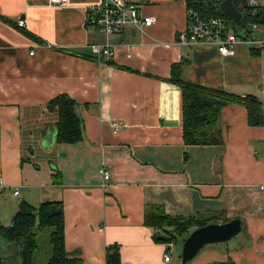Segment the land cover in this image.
<instances>
[{"label":"crops","instance_id":"crops-1","mask_svg":"<svg viewBox=\"0 0 264 264\" xmlns=\"http://www.w3.org/2000/svg\"><path fill=\"white\" fill-rule=\"evenodd\" d=\"M98 2L0 0V223L10 225L22 201L34 207L60 201L65 248L84 264H107L112 245L120 264H264V117L251 126L242 104H227L216 121L221 144L185 145L182 91L171 81L176 66L189 83L264 103V49L238 43L223 57L214 44L177 43L190 26L184 0H140L155 23L143 33L127 27L106 38L89 20V6ZM105 38L114 52L109 61L89 48ZM62 94L75 102L82 139L54 137L45 148L42 140L56 132L55 111L46 107ZM112 122L122 125L114 130ZM26 132L55 152L44 157L46 169L23 156ZM102 166L109 172L105 187ZM151 205L170 217L239 218L242 228L182 263L183 241L197 227L176 233L147 225ZM155 234L174 240L157 242ZM4 241L20 264L17 248Z\"/></svg>","mask_w":264,"mask_h":264},{"label":"trees","instance_id":"trees-1","mask_svg":"<svg viewBox=\"0 0 264 264\" xmlns=\"http://www.w3.org/2000/svg\"><path fill=\"white\" fill-rule=\"evenodd\" d=\"M188 10V19L192 14L201 18L220 17L228 26L237 31L242 28L247 34L248 24L264 23V5L255 14L250 13L247 0H235L234 4L243 13L239 25L219 10L222 0H184ZM171 81L182 91V136L185 145H216L223 142V137L216 121L221 108L227 104H242L247 111V123L258 126L263 123L264 103L253 95H233L225 91L209 89L189 83L177 74V67L172 70ZM55 111L54 125L56 127L55 140L59 143L75 144L82 139L80 120L75 113V102L66 94L59 95L49 102L46 107ZM216 216L208 220L198 218V215L186 218L170 217L164 214L161 207L151 205L145 209V224L161 228L173 226L176 233L183 232L189 227H199L214 222ZM50 229V256L43 264H84L78 255H73L65 248L63 205L60 201H45L37 207L22 201L14 214V221L8 226L0 223V236L18 248L20 264H41L35 261L39 253L38 238L44 229ZM157 242H171L173 235L163 236L155 234ZM106 263L120 264L119 252L116 245L107 247ZM0 264H13L0 256ZM234 264L231 260L226 263Z\"/></svg>","mask_w":264,"mask_h":264},{"label":"built area","instance_id":"built-area-1","mask_svg":"<svg viewBox=\"0 0 264 264\" xmlns=\"http://www.w3.org/2000/svg\"><path fill=\"white\" fill-rule=\"evenodd\" d=\"M140 0H99L98 3L90 5V22L107 38L110 34L121 33L127 27H134L139 32H144L155 23L151 15H146L139 2ZM68 0H49L51 5H66ZM250 13L253 15L261 5L259 0H247ZM19 26H23L25 21L19 20ZM240 29V28H239ZM242 29V28H241ZM247 29L250 34L233 30L220 17L201 18L192 14L189 28L181 31L177 35V43L182 45H195L198 43L214 44L218 53L223 56H232L235 46L238 43H245L251 46L264 49V36L254 38L253 33L264 32V24L251 23ZM89 44L91 53L102 61H109L113 56V48L108 40ZM33 54V52H30ZM122 125L121 122H112L114 130ZM264 130V125H263ZM102 177L101 186L105 187L109 179V172L102 166L99 168ZM17 189L14 194H17ZM163 259H170V252L165 251Z\"/></svg>","mask_w":264,"mask_h":264},{"label":"water","instance_id":"water-1","mask_svg":"<svg viewBox=\"0 0 264 264\" xmlns=\"http://www.w3.org/2000/svg\"><path fill=\"white\" fill-rule=\"evenodd\" d=\"M235 0H222L219 3V10L227 16L235 25H239L243 19V13L238 10L234 4ZM53 129L49 130L41 144L48 148L54 141L56 136ZM14 221V216L10 219V224ZM241 221L239 218H234L226 222L217 223L211 222L203 226H199L192 230L185 238L181 248V262L186 263L191 260L196 253L206 244L224 242L241 231Z\"/></svg>","mask_w":264,"mask_h":264},{"label":"rangeland","instance_id":"rangeland-1","mask_svg":"<svg viewBox=\"0 0 264 264\" xmlns=\"http://www.w3.org/2000/svg\"><path fill=\"white\" fill-rule=\"evenodd\" d=\"M264 2V0H262ZM239 32H243V30L240 28L238 29ZM47 112V109H46ZM41 137H38L36 135L30 136L27 134L23 135V148H24V153L23 156L25 158H30L32 160V162L36 163L37 165H42L43 169H46V165L43 164L44 163V157H50L51 154L55 155V152L53 150H51L50 153H48V151H46L45 149H43L39 143ZM32 145V148L34 149V152L30 153L29 148ZM27 163V162H26ZM28 164V163H27ZM29 166V165H28ZM11 219V218H10ZM10 219H9V223H10ZM49 232L50 229L46 228L44 230H42V232H40L39 234V238H38V243H39V253L37 256L35 261L37 263H45L47 262L49 256H50V244H49ZM0 243H1V247L2 250L0 251V256H2L7 262L13 263L15 264V259L17 257L16 254L12 253V249L10 250V252L8 251L5 241L4 239L0 238ZM13 247H15L13 245ZM17 248V247H16ZM17 252H18V248H17ZM4 256H8V257H4Z\"/></svg>","mask_w":264,"mask_h":264}]
</instances>
